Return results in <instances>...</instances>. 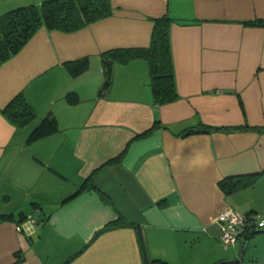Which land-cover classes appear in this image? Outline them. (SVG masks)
<instances>
[{"label": "crops", "instance_id": "1", "mask_svg": "<svg viewBox=\"0 0 264 264\" xmlns=\"http://www.w3.org/2000/svg\"><path fill=\"white\" fill-rule=\"evenodd\" d=\"M41 1L0 0V15ZM110 1L112 15L42 26L0 65V264H141L133 225L150 258L235 260L216 216L264 213V25L247 24L264 20V0ZM164 14L178 98L157 105L144 58L115 62L107 81L100 55L146 48ZM84 56L88 69L70 75L65 63ZM19 93L34 111L20 126L1 112ZM45 116L58 129L29 141ZM198 122L258 129L179 134ZM232 176L251 182L224 191ZM118 216L129 225L102 229Z\"/></svg>", "mask_w": 264, "mask_h": 264}, {"label": "trees", "instance_id": "2", "mask_svg": "<svg viewBox=\"0 0 264 264\" xmlns=\"http://www.w3.org/2000/svg\"><path fill=\"white\" fill-rule=\"evenodd\" d=\"M113 7L110 0H43L39 4L31 3L17 6L0 15V65L16 55L35 32L42 26L47 30L73 32L92 22L112 15ZM153 22L149 45L146 48H120L101 53V67L107 81H110L115 62H127L134 58H144L148 66L149 85L153 102L157 105L169 103L178 98L173 71L169 28L172 18L168 14L150 18ZM249 25H264V20L247 22ZM69 74L77 76L89 67V57L84 56L65 63ZM69 103L78 100L76 92L65 94ZM1 112L15 125H24L34 118L33 108L17 94L1 109ZM242 128L258 129L256 126H211L202 122L189 126L181 131V136L193 133L212 131H235ZM58 129L57 122L52 116H45L31 130L29 141H34L49 135ZM88 176L83 184L89 182ZM251 180L243 177H229L220 181L224 191L230 192L238 189ZM10 218V214L1 215ZM129 225L122 217L106 223L102 229H113ZM136 231L137 243L141 254V264H175L160 258H150L146 252L143 234L138 225H133ZM264 231L255 229L244 236L247 241L255 233ZM226 264V263H219Z\"/></svg>", "mask_w": 264, "mask_h": 264}, {"label": "built area", "instance_id": "3", "mask_svg": "<svg viewBox=\"0 0 264 264\" xmlns=\"http://www.w3.org/2000/svg\"><path fill=\"white\" fill-rule=\"evenodd\" d=\"M216 220L220 224V241L226 248L233 246L246 234L264 228V213L242 214L226 206L219 211Z\"/></svg>", "mask_w": 264, "mask_h": 264}, {"label": "rangeland", "instance_id": "4", "mask_svg": "<svg viewBox=\"0 0 264 264\" xmlns=\"http://www.w3.org/2000/svg\"><path fill=\"white\" fill-rule=\"evenodd\" d=\"M104 83L105 80L101 85ZM247 242L243 251H241L239 242L234 246L230 245L226 248L231 249L234 247L236 249L237 259H239V263L237 264H264V231L255 233ZM222 247L225 249L223 245ZM125 264H138V262L129 257Z\"/></svg>", "mask_w": 264, "mask_h": 264}, {"label": "water", "instance_id": "5", "mask_svg": "<svg viewBox=\"0 0 264 264\" xmlns=\"http://www.w3.org/2000/svg\"><path fill=\"white\" fill-rule=\"evenodd\" d=\"M107 81H105V83L103 84V88L107 85ZM246 240L245 239H243V240H241V242H240V246H241V251H243L244 250V248H245V246H246ZM239 262V259H235V260H232V261H230V260H223V261H221L220 263H226V264H237Z\"/></svg>", "mask_w": 264, "mask_h": 264}]
</instances>
